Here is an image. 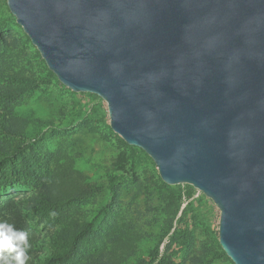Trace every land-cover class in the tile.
Masks as SVG:
<instances>
[{"label":"water","instance_id":"95a60500","mask_svg":"<svg viewBox=\"0 0 264 264\" xmlns=\"http://www.w3.org/2000/svg\"><path fill=\"white\" fill-rule=\"evenodd\" d=\"M47 68L99 96L167 184L219 211L234 264H264V0H6Z\"/></svg>","mask_w":264,"mask_h":264},{"label":"rangeland","instance_id":"374dc122","mask_svg":"<svg viewBox=\"0 0 264 264\" xmlns=\"http://www.w3.org/2000/svg\"><path fill=\"white\" fill-rule=\"evenodd\" d=\"M0 64L4 73L24 79L18 83L27 88L13 110L30 119L11 146L0 142L9 153L7 158L0 152V162L31 150L43 171L63 170L86 184L92 193L71 202V215L82 223L95 218L94 229L108 248L116 244L115 235L127 241L119 251L130 254L129 262L148 263L157 248L158 258L171 264H234L218 242L219 211L212 200L191 185L163 182L152 159L110 128L99 96L60 83L6 0H0ZM33 188L32 182L0 183V201H18ZM21 215L36 239L33 261L42 263L53 248L52 226L24 206Z\"/></svg>","mask_w":264,"mask_h":264},{"label":"trees","instance_id":"16d2710c","mask_svg":"<svg viewBox=\"0 0 264 264\" xmlns=\"http://www.w3.org/2000/svg\"><path fill=\"white\" fill-rule=\"evenodd\" d=\"M23 80L17 73H4L0 64V132L6 138L0 142L8 146L16 137L24 134L30 123L28 117L18 115L13 110V102L27 88L23 83H18ZM7 151L0 143V152L8 158ZM9 159V162H0V183L32 182L34 188L18 201H0V221L12 224L17 230H27L21 215L24 206L52 226L49 234L53 248L42 263L33 261L36 239L29 234V259L26 264H171L166 258H158L157 248L150 251L152 258L148 263L129 262L130 254L124 255L119 251V244L126 245L127 241L115 235L116 244L108 248L101 230L94 229L95 218L82 223L71 215V202L92 193L86 184L67 178L63 170L43 171L37 155L31 150L29 153L17 151ZM111 192L115 197L114 188ZM109 228L113 229V225Z\"/></svg>","mask_w":264,"mask_h":264},{"label":"clouds","instance_id":"9594fccd","mask_svg":"<svg viewBox=\"0 0 264 264\" xmlns=\"http://www.w3.org/2000/svg\"><path fill=\"white\" fill-rule=\"evenodd\" d=\"M54 215V213H52ZM29 232L0 221V264H26Z\"/></svg>","mask_w":264,"mask_h":264}]
</instances>
